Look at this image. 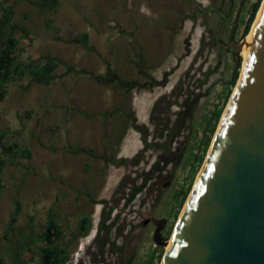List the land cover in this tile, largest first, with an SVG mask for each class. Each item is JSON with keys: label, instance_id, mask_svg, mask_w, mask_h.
I'll return each instance as SVG.
<instances>
[{"label": "rangeland", "instance_id": "rangeland-1", "mask_svg": "<svg viewBox=\"0 0 264 264\" xmlns=\"http://www.w3.org/2000/svg\"><path fill=\"white\" fill-rule=\"evenodd\" d=\"M257 1L59 0L50 9L46 0H0V16L14 7L16 63L24 67L0 96V264H42L50 221L61 229L54 244L66 250L65 264L164 263L245 63L243 52L232 86L238 59L223 44L253 31L264 0L245 34ZM83 32L87 46L75 41ZM48 52L74 68L60 65L54 81L36 83L30 70ZM180 87L181 98L200 96L171 141L165 125L184 109L169 104ZM156 158L164 170L127 200ZM107 214L108 235L98 228Z\"/></svg>", "mask_w": 264, "mask_h": 264}, {"label": "water", "instance_id": "water-1", "mask_svg": "<svg viewBox=\"0 0 264 264\" xmlns=\"http://www.w3.org/2000/svg\"><path fill=\"white\" fill-rule=\"evenodd\" d=\"M244 44L223 45L240 59ZM166 252L163 264H264V8Z\"/></svg>", "mask_w": 264, "mask_h": 264}, {"label": "trees", "instance_id": "trees-1", "mask_svg": "<svg viewBox=\"0 0 264 264\" xmlns=\"http://www.w3.org/2000/svg\"><path fill=\"white\" fill-rule=\"evenodd\" d=\"M46 1L50 9H55L59 5V0H46ZM261 1L262 0H258L252 9V12L250 14V17L246 25L245 34L249 32L251 25L253 24L256 18ZM14 14H15L14 8L8 6V7L2 8V14L0 16V96L1 97H4V94H5V90L3 89L2 86L8 80L11 79L13 73L19 76L24 75L23 65L16 63V59H17L16 49L18 47L19 40L14 36V28L17 27V24L14 20ZM51 23L52 21L50 19L47 20L46 22L47 28L52 27ZM18 29H20L24 34L28 33L27 30L22 27H18ZM56 29L60 30V28H56ZM75 41L87 46L89 42V33L83 32L77 35L75 37ZM44 59L45 60L43 64L37 67H33L30 70V73L32 74V81L36 83L45 84V85L50 84L52 81H54L57 78L58 75L55 71L60 65H64L68 71H72V69L74 68L73 66L68 65L67 63L63 62L61 59L54 56L52 52H48L44 56ZM30 65H33L32 61ZM240 67H241V59H238L237 66H236L234 76H233V80L231 82L232 86L237 83V80L239 78ZM204 72L206 75H208L211 71L205 70ZM183 81L185 80L180 81L182 85H183ZM175 88L176 86H174V89ZM190 95L192 94L186 93V96L184 98H181V96H183V93H182V88L180 87V89L177 88V91H174V94H173L174 98L171 102H169V104L179 103L184 108L183 111L182 110L179 111L176 119L173 121V124L170 128L168 127L169 126L168 123L165 125L166 129L168 130L171 141L175 139V137L180 136L182 127L185 124L186 120L193 117L195 108L190 107L189 103L190 102L193 103V105L196 107L200 94L199 93L194 94L193 98ZM162 99L163 97L158 98V100L155 102L153 106V110H155L159 106ZM222 112L221 110H219L218 113H216V115L214 116L213 123L209 127V131L211 134L215 133L217 124L221 118ZM153 119H155L154 115H153ZM4 137H5V133L1 132L0 141ZM156 145H159V144L156 143ZM207 146L208 145H206V147ZM205 150L206 149H204L203 153H201V155H199L197 158L198 166L204 161ZM24 154L27 156H30L31 152L30 150L26 149L24 151ZM135 160L137 159H133V161ZM160 161L161 159L156 158L151 169L145 172L147 174V177L145 176L141 184L133 187L131 191V195L128 197L127 200H131V198H134L138 192H140L143 188H145L149 180L154 178V174L156 172H160L164 170L165 168L164 165L159 166ZM3 165H4V162L0 160V171ZM192 180H193V177L191 181ZM108 216L109 214L103 216V218L99 222V227H98L102 231H106L107 235L111 228V225H106V220L108 219ZM81 224H82L83 234L88 233L90 225L86 217L82 219ZM60 234H61V229L57 225V223L54 221H50L45 228V233L43 236V239L46 242L47 246L43 248V254L41 257L42 264H65L67 262L68 255H67L66 250L63 247H59L54 244L56 239L60 236Z\"/></svg>", "mask_w": 264, "mask_h": 264}, {"label": "bare ground", "instance_id": "bare-ground-1", "mask_svg": "<svg viewBox=\"0 0 264 264\" xmlns=\"http://www.w3.org/2000/svg\"><path fill=\"white\" fill-rule=\"evenodd\" d=\"M263 8H264V4H263V6H262V8H261V11H260V13H259V17H258V19H257V22L255 23V26H254V28H253V31H252V32L250 31V33L246 36V39H247V41L249 42V44H244V46H243V48H242V53H243V52L245 53V57H246V59H247V57H248V54H249V51H250V48H251V44H252V41H253V36H254L255 30H256L257 23H258V20H259V18H260L261 12L263 11ZM246 59H245V61H246ZM110 181H111V180H110ZM175 231H176V230H175ZM173 237H174V235H173ZM173 237H172L171 240L168 242V249H169V247H170V245H171V243H172ZM164 261H165V260H164Z\"/></svg>", "mask_w": 264, "mask_h": 264}, {"label": "flooded vegetation", "instance_id": "flooded-vegetation-1", "mask_svg": "<svg viewBox=\"0 0 264 264\" xmlns=\"http://www.w3.org/2000/svg\"><path fill=\"white\" fill-rule=\"evenodd\" d=\"M208 8L210 9V11H212V10L218 11V9L215 8L213 5H210ZM204 10H207V9H204Z\"/></svg>", "mask_w": 264, "mask_h": 264}, {"label": "crops", "instance_id": "crops-1", "mask_svg": "<svg viewBox=\"0 0 264 264\" xmlns=\"http://www.w3.org/2000/svg\"><path fill=\"white\" fill-rule=\"evenodd\" d=\"M25 3H27V1H25ZM28 6H30V5H28ZM13 8H14V7H13ZM14 11H15V10H14ZM14 20H15V19H14ZM15 21H16V20H15ZM46 27H47V26H46ZM80 128H81V127H80ZM85 130H86V134H85V136H86V135L88 134V130H89V129L86 128ZM86 137H88V136H86Z\"/></svg>", "mask_w": 264, "mask_h": 264}, {"label": "clouds", "instance_id": "clouds-1", "mask_svg": "<svg viewBox=\"0 0 264 264\" xmlns=\"http://www.w3.org/2000/svg\"><path fill=\"white\" fill-rule=\"evenodd\" d=\"M156 160V159H155ZM155 160L151 163V166L153 165V163L155 162ZM98 231V230H97ZM96 235V234H95Z\"/></svg>", "mask_w": 264, "mask_h": 264}]
</instances>
